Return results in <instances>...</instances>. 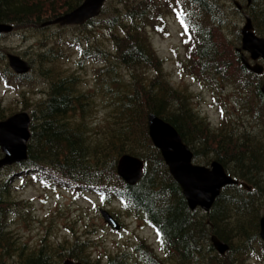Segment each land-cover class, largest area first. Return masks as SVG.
<instances>
[{
  "label": "trees",
  "instance_id": "trees-1",
  "mask_svg": "<svg viewBox=\"0 0 264 264\" xmlns=\"http://www.w3.org/2000/svg\"><path fill=\"white\" fill-rule=\"evenodd\" d=\"M84 1L0 0V23L14 27L9 35L45 34L36 58L28 61L33 69L38 64L40 74L51 85L48 98L31 113L28 160L17 175L0 179V264H64L68 259L99 264L91 260L92 243L78 236L73 243L54 246L45 237L39 245L18 243L10 232V213H16L13 207L19 205L12 199L16 184L12 181L22 174L27 175L20 178L23 181L71 186L74 192L100 197L105 205L117 202L121 207L118 217L142 219L157 232L162 254L136 245L138 254L109 256L107 264H244L246 256L257 249L264 253L260 238L264 216V74L256 75L243 65L237 51L241 36L239 31L233 38L226 35L230 22L221 11L222 0H111L99 18L74 26L85 33L83 38L68 36L62 46L53 45V37H48L55 35L52 26L42 25ZM244 9L256 34L264 38L263 0H252ZM169 13L187 35L190 57L181 63V71L201 79L206 86L231 80L243 93L254 91L256 102L250 103L248 113L253 120L258 117L260 130H238V120L227 128L222 124L213 128L185 89L170 86L163 72L164 60L157 55L149 35L151 29L162 32L160 25ZM65 45L79 49V69L89 61L99 65L92 94L79 89L81 79L76 74H57L60 68L55 64L65 58L61 56ZM100 100L106 117L97 125ZM149 113L177 129L196 161L207 166L213 160L220 161L229 175L251 190L242 184L228 186L210 212L191 211L150 138ZM125 154L145 163L144 175L135 186L117 174L118 161ZM214 235L229 244L225 256L214 249Z\"/></svg>",
  "mask_w": 264,
  "mask_h": 264
},
{
  "label": "rangeland",
  "instance_id": "rangeland-1",
  "mask_svg": "<svg viewBox=\"0 0 264 264\" xmlns=\"http://www.w3.org/2000/svg\"><path fill=\"white\" fill-rule=\"evenodd\" d=\"M250 1L252 2V0ZM222 3L224 7L221 11L227 17V22L231 23L226 27V35L233 38L235 33L236 37L237 32L240 33L245 24L247 12L244 8L249 1L222 0ZM238 5L243 9H240ZM175 20L178 22L177 19ZM175 20L172 14H167L165 22L160 25L163 26V31L151 29L149 34L154 50L159 58L164 60L163 72L170 82V86L185 89L184 91H187L188 95L193 98L194 107L200 111L201 116L205 117L213 128L218 129L221 124L227 128L230 126V122L238 120V130L244 129L243 127L260 130L258 117H254L253 120L248 113L251 109L249 108L250 103L255 104L256 102L254 91L243 93V90L231 80L219 81L217 85L209 83L206 86L201 79L192 77L193 75L185 70L181 71V63L189 61L190 56L187 51L188 45L186 46V32L182 28L184 31L181 33ZM237 26L239 28L236 29ZM50 28L53 29L55 35L48 37H53L51 42L56 46H62L68 36L76 35L83 38L82 35L85 34L82 31L74 30V27H62L63 30L55 26ZM39 32L41 33H35L33 36L19 33L20 35L7 34L0 37V117L2 120L20 112H27L31 116L35 106L45 101L49 96L50 82L40 74L38 64L35 69L32 68L27 79L21 80L20 77L24 76L16 74L8 63L9 55L19 56L27 61L35 59L39 51L38 47L40 48L46 38L43 31ZM50 33L51 30L46 32V34ZM61 56L65 58L55 64L60 68L57 70V74L60 75L63 72L76 74L81 79L79 87L81 91H88L89 95L95 92L96 72L100 69L99 65L89 61L82 65V69H79L77 63L80 60V52L77 47L71 45L63 46ZM259 63L264 67V59ZM7 70L9 78L2 76V73ZM147 72L153 74L150 70ZM263 82L264 79H262V84ZM97 102L95 114L97 125H99L104 122L106 113L102 101ZM224 115L225 118H222ZM225 119L228 120V123L224 121ZM197 164L204 165L201 161H197ZM12 170L14 173L19 171V169ZM9 173V171H4L0 179ZM26 176L21 175L19 178L16 176L12 181L16 183L13 187L12 199L19 205L13 207L16 213H10L12 216L10 232L13 233L18 243L39 245L45 237L50 245L54 246L57 243H64V241L73 243L78 236L83 241L92 243L91 260L99 261V264H107L108 257L116 254H138L134 251L136 245L147 251L152 250V252L162 254L154 234L150 228L144 226L145 223L142 219L124 215L118 217L116 212H120L121 207L117 202L105 205L101 202L100 197L86 195L83 191L78 190L74 192L73 189H69L72 188L71 186H46L38 181L32 182L33 179L20 180ZM244 185L246 190H251L248 184L244 183ZM103 212L118 221L121 229L119 232L114 231L108 225ZM143 253L141 252V254ZM244 264H264V253L261 249H257L252 256L251 254L246 256Z\"/></svg>",
  "mask_w": 264,
  "mask_h": 264
},
{
  "label": "water",
  "instance_id": "water-1",
  "mask_svg": "<svg viewBox=\"0 0 264 264\" xmlns=\"http://www.w3.org/2000/svg\"><path fill=\"white\" fill-rule=\"evenodd\" d=\"M107 1L85 0L75 10L42 26H82L100 16ZM248 1L250 4L251 1ZM238 7L241 8L240 5ZM245 18L246 22L240 31L241 48L237 51L242 53L243 65L252 73L261 76L264 74V67L259 61L264 59V38L256 34L251 17L245 15ZM13 30L12 25L0 23V36L10 34ZM244 53H247L249 57ZM8 60L10 68L16 74L27 75L30 73V63L21 57L9 55ZM261 92L264 95V82ZM30 124L31 118L25 112L0 122V149L4 153V157L0 160V170L3 167L28 160V144L31 138ZM148 130L154 146L160 151L170 174L180 186L191 211L200 209L208 213L226 187L244 185L229 175L224 165L218 160L213 161L210 166L195 163L193 151L185 144L177 129L154 113L148 114ZM144 168L145 163L142 159L126 154L118 161L117 173L128 185L135 186L142 179ZM103 216L114 231L121 230L118 221L106 212H103ZM260 237L264 242V217L260 220ZM211 243L221 256H225L230 251L229 244L216 235L211 237ZM64 264L84 263L68 259L64 261Z\"/></svg>",
  "mask_w": 264,
  "mask_h": 264
},
{
  "label": "flooded vegetation",
  "instance_id": "flooded-vegetation-1",
  "mask_svg": "<svg viewBox=\"0 0 264 264\" xmlns=\"http://www.w3.org/2000/svg\"><path fill=\"white\" fill-rule=\"evenodd\" d=\"M240 9H243V8H240ZM2 76H3V73H2ZM9 78V77H8ZM21 80H25L26 78L25 77H23V78H20ZM5 80V79H4ZM7 81V80H6ZM2 117H0V121H3L2 119H1ZM5 120V119H4ZM4 157V153L2 152V150L0 149V160L2 159ZM23 164V163H22ZM22 164H19V165H13V166H7V167H3L1 170H0V176H1V174L4 172V171H9L10 173L9 174H7L6 175V177L8 176V175H10V174H12V172L14 171V170H12V169H22L21 168V166H22ZM15 167V168H14ZM3 170V172H1ZM19 173V171H16V173H15V175H17ZM13 175H14V172H13ZM6 177H4V178H6ZM4 178H1V180L2 179H4Z\"/></svg>",
  "mask_w": 264,
  "mask_h": 264
},
{
  "label": "bare ground",
  "instance_id": "bare-ground-1",
  "mask_svg": "<svg viewBox=\"0 0 264 264\" xmlns=\"http://www.w3.org/2000/svg\"><path fill=\"white\" fill-rule=\"evenodd\" d=\"M14 115H16V114H14ZM14 115H12V116H14ZM12 116H11V117H12Z\"/></svg>",
  "mask_w": 264,
  "mask_h": 264
}]
</instances>
